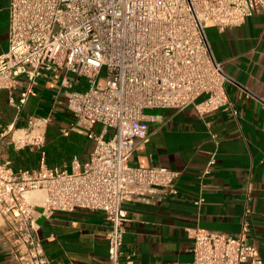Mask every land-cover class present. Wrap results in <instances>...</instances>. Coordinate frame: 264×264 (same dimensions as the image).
<instances>
[{
  "label": "built area",
  "instance_id": "1",
  "mask_svg": "<svg viewBox=\"0 0 264 264\" xmlns=\"http://www.w3.org/2000/svg\"><path fill=\"white\" fill-rule=\"evenodd\" d=\"M257 8L264 9V0H9L0 90L7 91L16 119L38 79L55 72L76 122L113 130L109 138L96 136L89 159L82 165L74 159L69 172L46 163L48 114L28 116L24 127L12 122L0 133V139L10 133L16 148L40 150L35 170L14 172L0 161V218L10 225L17 264H49L36 237V207L47 214L102 211L108 263L121 264L123 204L158 189L173 191L178 175L162 165L129 163L154 121L147 112L191 105L204 115L231 108L229 78L213 58L204 28L240 25ZM79 78L84 89L75 88ZM214 163L212 156L202 173ZM33 191L42 192L39 203L28 199ZM247 231V223L237 235L195 229L192 264H263Z\"/></svg>",
  "mask_w": 264,
  "mask_h": 264
},
{
  "label": "crops",
  "instance_id": "2",
  "mask_svg": "<svg viewBox=\"0 0 264 264\" xmlns=\"http://www.w3.org/2000/svg\"><path fill=\"white\" fill-rule=\"evenodd\" d=\"M9 0H0V54L8 48ZM205 36L216 62L229 78L231 108L199 115L193 106L148 111L155 115L148 135L136 142L134 166L162 165L178 172L173 191L126 201L121 264H192L197 229L237 235L247 223V239L264 264V9L257 8L237 26L222 30L207 24ZM79 78L76 89H84ZM204 96L198 97L197 101ZM50 116L43 149L49 167L71 171L89 159L94 138L113 130L79 125L66 107L60 74L41 76L16 119L8 93L0 90V133L24 127L30 115ZM215 163L207 174L210 157ZM40 150L16 148L10 133L0 139V161L14 172L35 170ZM200 198L202 199L200 201ZM33 203H39L31 200ZM36 237L49 264H109L102 211L75 209L43 213L35 208ZM10 225L0 218V264H17L10 252Z\"/></svg>",
  "mask_w": 264,
  "mask_h": 264
},
{
  "label": "bare ground",
  "instance_id": "3",
  "mask_svg": "<svg viewBox=\"0 0 264 264\" xmlns=\"http://www.w3.org/2000/svg\"><path fill=\"white\" fill-rule=\"evenodd\" d=\"M41 198H42V192H40V191H33V192H30L28 194L29 200H34L36 202H40Z\"/></svg>",
  "mask_w": 264,
  "mask_h": 264
},
{
  "label": "rangeland",
  "instance_id": "4",
  "mask_svg": "<svg viewBox=\"0 0 264 264\" xmlns=\"http://www.w3.org/2000/svg\"><path fill=\"white\" fill-rule=\"evenodd\" d=\"M104 75H105L104 72H101L100 77L103 78Z\"/></svg>",
  "mask_w": 264,
  "mask_h": 264
}]
</instances>
